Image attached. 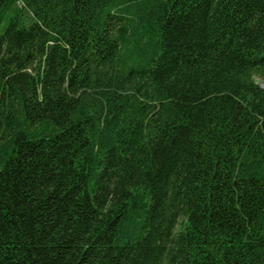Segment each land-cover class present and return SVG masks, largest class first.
I'll return each instance as SVG.
<instances>
[{"label":"trees","instance_id":"trees-1","mask_svg":"<svg viewBox=\"0 0 264 264\" xmlns=\"http://www.w3.org/2000/svg\"><path fill=\"white\" fill-rule=\"evenodd\" d=\"M0 264H264V0H0Z\"/></svg>","mask_w":264,"mask_h":264},{"label":"rangeland","instance_id":"rangeland-1","mask_svg":"<svg viewBox=\"0 0 264 264\" xmlns=\"http://www.w3.org/2000/svg\"><path fill=\"white\" fill-rule=\"evenodd\" d=\"M6 24H7V19H5L0 25V34L4 31ZM257 81L260 82L261 87L264 88V80H257Z\"/></svg>","mask_w":264,"mask_h":264}]
</instances>
